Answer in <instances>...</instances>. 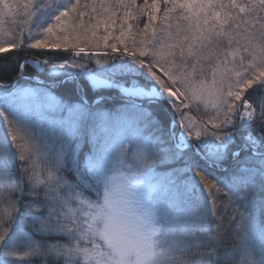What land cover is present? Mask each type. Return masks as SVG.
<instances>
[{"label": "snow or ice", "instance_id": "1", "mask_svg": "<svg viewBox=\"0 0 264 264\" xmlns=\"http://www.w3.org/2000/svg\"><path fill=\"white\" fill-rule=\"evenodd\" d=\"M8 53L0 264H264V0H0Z\"/></svg>", "mask_w": 264, "mask_h": 264}, {"label": "trees", "instance_id": "2", "mask_svg": "<svg viewBox=\"0 0 264 264\" xmlns=\"http://www.w3.org/2000/svg\"><path fill=\"white\" fill-rule=\"evenodd\" d=\"M2 55H7V56H11L12 54L11 53H8V54H0V58H2ZM60 55H63L62 53ZM39 58V57H37ZM29 59H32V57H29ZM36 70L34 68H32L31 66L27 69V73L29 75L33 74ZM14 75L15 73H11L9 76H8V79L11 80L14 78ZM42 78V77H41ZM257 221L258 223L261 222V221H264V216H260L259 213L257 215Z\"/></svg>", "mask_w": 264, "mask_h": 264}, {"label": "rangeland", "instance_id": "3", "mask_svg": "<svg viewBox=\"0 0 264 264\" xmlns=\"http://www.w3.org/2000/svg\"><path fill=\"white\" fill-rule=\"evenodd\" d=\"M3 134H4L3 132H0V136H3Z\"/></svg>", "mask_w": 264, "mask_h": 264}]
</instances>
